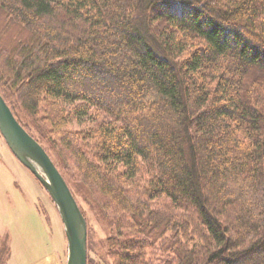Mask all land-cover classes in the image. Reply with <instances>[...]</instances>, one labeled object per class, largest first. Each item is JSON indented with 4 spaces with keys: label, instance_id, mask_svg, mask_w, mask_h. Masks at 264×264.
Wrapping results in <instances>:
<instances>
[{
    "label": "trees",
    "instance_id": "obj_1",
    "mask_svg": "<svg viewBox=\"0 0 264 264\" xmlns=\"http://www.w3.org/2000/svg\"><path fill=\"white\" fill-rule=\"evenodd\" d=\"M263 83L264 0H0L26 129L18 109L53 136L107 115L61 142L117 215L116 264H264Z\"/></svg>",
    "mask_w": 264,
    "mask_h": 264
},
{
    "label": "rangeland",
    "instance_id": "obj_2",
    "mask_svg": "<svg viewBox=\"0 0 264 264\" xmlns=\"http://www.w3.org/2000/svg\"><path fill=\"white\" fill-rule=\"evenodd\" d=\"M258 80L262 85V79ZM96 111L81 121L69 119L53 136L48 120L41 119L40 115L27 116L18 109L31 134L40 140L66 176L85 215L88 264H116L117 257L110 251L109 239L114 232L111 220L117 215L112 214L114 210L106 215L96 200L99 191L83 182L72 150L61 142L69 132H77L80 139L74 144L88 150L85 148L86 142L91 141L88 136L93 135L107 116L103 111ZM0 153V264H66L67 235L56 203L40 180L12 152L1 132ZM151 251L152 248L147 249L148 254Z\"/></svg>",
    "mask_w": 264,
    "mask_h": 264
},
{
    "label": "water",
    "instance_id": "obj_3",
    "mask_svg": "<svg viewBox=\"0 0 264 264\" xmlns=\"http://www.w3.org/2000/svg\"><path fill=\"white\" fill-rule=\"evenodd\" d=\"M0 132L12 152L40 180L58 207L67 235L66 264H88L87 220L74 193L48 151L19 121L1 92Z\"/></svg>",
    "mask_w": 264,
    "mask_h": 264
},
{
    "label": "crops",
    "instance_id": "obj_4",
    "mask_svg": "<svg viewBox=\"0 0 264 264\" xmlns=\"http://www.w3.org/2000/svg\"><path fill=\"white\" fill-rule=\"evenodd\" d=\"M0 156H1V153H0ZM1 162V161H0Z\"/></svg>",
    "mask_w": 264,
    "mask_h": 264
}]
</instances>
